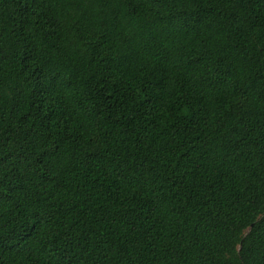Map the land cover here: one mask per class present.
I'll use <instances>...</instances> for the list:
<instances>
[{
    "label": "trees",
    "instance_id": "trees-1",
    "mask_svg": "<svg viewBox=\"0 0 264 264\" xmlns=\"http://www.w3.org/2000/svg\"><path fill=\"white\" fill-rule=\"evenodd\" d=\"M0 264H264V0H0Z\"/></svg>",
    "mask_w": 264,
    "mask_h": 264
}]
</instances>
